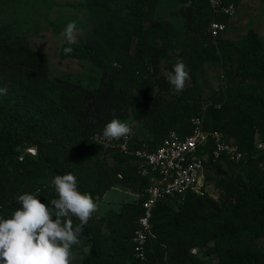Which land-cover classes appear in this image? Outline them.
<instances>
[{"label":"trees","instance_id":"16d2710c","mask_svg":"<svg viewBox=\"0 0 264 264\" xmlns=\"http://www.w3.org/2000/svg\"><path fill=\"white\" fill-rule=\"evenodd\" d=\"M226 1L238 7L243 0ZM177 2L180 21L157 19L161 0L72 5L87 14L90 29L85 42H65L60 58L96 68L100 78L87 85L52 80L48 54L21 28L0 24V87L8 89L0 95V217L10 218L25 193L51 207L58 198L51 181L68 173L97 204L114 188L138 196L104 217L93 213L82 231L81 240L90 245L82 264H207L201 257L215 264H264V153L255 145L264 141V39L253 28L236 41L224 34L214 39L211 22L229 18L215 16L206 0ZM178 61L189 73L182 92L173 91L163 73ZM207 61H220L226 79L209 99L199 78ZM205 105L206 132L223 133L246 158L214 160L208 147L203 179L215 184L218 199L188 191L158 202L152 216L156 239L140 259L133 235L153 174L141 173L133 151L157 149L172 131L190 134L192 118ZM113 118L141 121L149 135L137 138L129 153L98 144L94 136ZM224 162L242 173L228 175Z\"/></svg>","mask_w":264,"mask_h":264},{"label":"rangeland","instance_id":"374dc122","mask_svg":"<svg viewBox=\"0 0 264 264\" xmlns=\"http://www.w3.org/2000/svg\"><path fill=\"white\" fill-rule=\"evenodd\" d=\"M84 0H24L23 2H0V24H12L26 32L31 42L40 50L46 52L50 59L51 79L89 84L95 77L100 78V72L87 62H79L60 58L61 46L67 42L62 35L66 25L75 22L77 25L76 40L74 43H83L90 29V22L84 11L72 8ZM50 3V4H49ZM157 19H172L180 21L177 0H161L157 11ZM255 29L264 39V0H243L238 4V12L228 19V30L223 38L236 41L247 36L249 29ZM167 75L168 70H163ZM200 83L204 96L209 99L226 83L223 67L220 61H207L200 71ZM172 90L175 89L172 87ZM136 139H144L149 135L143 122L125 119ZM27 152V151H26ZM222 170L228 175H238L243 169L239 166L231 167L222 163ZM206 175L209 173L208 169ZM200 194L211 199H218L219 190L215 184H206L202 179ZM138 196L122 188L110 190L102 201L98 202L97 213L100 217L107 215L108 211L120 210L125 203L137 201ZM89 243L81 240L79 245L73 247L71 264H82L88 256ZM207 264H215V259L201 257Z\"/></svg>","mask_w":264,"mask_h":264},{"label":"clouds","instance_id":"9594fccd","mask_svg":"<svg viewBox=\"0 0 264 264\" xmlns=\"http://www.w3.org/2000/svg\"><path fill=\"white\" fill-rule=\"evenodd\" d=\"M77 25L70 22L62 32L71 44L76 40ZM72 49L65 48V55ZM167 81L182 92L189 73L182 61L167 73ZM8 89L0 87V95ZM131 129L121 120L113 118L102 130L107 141L127 138ZM58 198L48 204L37 195L25 193L17 197L20 207L10 218L0 217V264H71L73 247L81 243L83 228L97 211L98 205L88 193L78 190L75 175H56L51 181ZM73 218L79 223L74 224Z\"/></svg>","mask_w":264,"mask_h":264},{"label":"built area","instance_id":"2783aa9c","mask_svg":"<svg viewBox=\"0 0 264 264\" xmlns=\"http://www.w3.org/2000/svg\"><path fill=\"white\" fill-rule=\"evenodd\" d=\"M215 16L233 18L238 7L235 3L226 0H206ZM228 30V23L214 19L209 27V34L217 39ZM194 116L191 120L192 132L188 135H180L172 131L155 150L148 145L133 151L141 166L143 175L153 174L151 184L146 191V199L143 202V216L139 220V226L133 235V243L136 247V255L145 259V252L150 242L156 239L153 232L152 216L155 205L170 196L183 197L188 191L199 192L204 178L203 153L208 147L214 160L223 156L230 161L241 162L246 158V153L240 147L228 142L221 132L208 133L204 127L205 110ZM95 142L105 146H117L121 152L129 153L135 145L136 135L133 131L120 140L107 141L102 133L94 136ZM256 149L264 153V141L257 140ZM27 153L36 156L35 148L27 149ZM197 254V250L193 251Z\"/></svg>","mask_w":264,"mask_h":264}]
</instances>
